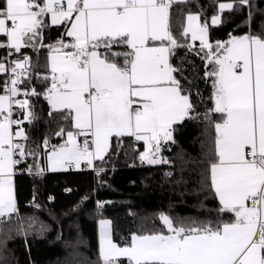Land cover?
I'll use <instances>...</instances> for the list:
<instances>
[{
  "label": "snow or ice",
  "instance_id": "6c2138e0",
  "mask_svg": "<svg viewBox=\"0 0 264 264\" xmlns=\"http://www.w3.org/2000/svg\"><path fill=\"white\" fill-rule=\"evenodd\" d=\"M179 2H0V34L7 38L0 48L21 53L37 42L43 47L46 17L51 25L66 27L64 36L48 46L49 75L43 77L51 81L46 98L53 111L66 112L63 118L71 121L73 129L48 154L52 170L79 168L82 162L92 165L93 160L104 158L112 137L126 135L146 145L142 161L164 162L157 158L161 144L172 140L173 125L193 110L190 96L174 75L178 69L170 62L175 49L184 46L170 24V9ZM238 2L246 5L249 0ZM233 7V3L219 4L221 12ZM198 20L189 14L181 35L190 33L192 41L199 40L205 59L214 66L205 73L213 88L214 107L209 111L220 115L214 125L216 158L210 164V187L219 200L218 210L233 218L215 226L186 227L161 213L166 232L133 233L124 246L113 241L110 221L101 220L102 264H121L122 258L128 264H264V37H232L213 45L207 38V23ZM218 21L219 16L212 18L213 24ZM29 68L27 56L0 62V73L10 76L0 95V224L9 223L18 211L12 179L15 166L35 156L20 142L28 139L24 122L34 119L29 100L17 98ZM36 94L35 89L23 91L25 97ZM14 105L22 119L12 118ZM56 135H65V130Z\"/></svg>",
  "mask_w": 264,
  "mask_h": 264
},
{
  "label": "trees",
  "instance_id": "16d2710c",
  "mask_svg": "<svg viewBox=\"0 0 264 264\" xmlns=\"http://www.w3.org/2000/svg\"><path fill=\"white\" fill-rule=\"evenodd\" d=\"M221 1H233L234 7L222 12L221 22L215 26L211 19L219 13ZM189 13H197L201 25L207 23L213 45L232 37H264V0H249L246 5L238 0H182L172 5L171 31L184 46L175 49L170 61L178 69L174 75L183 93L190 96L193 110L190 117L173 125L172 140L161 144L162 161L168 158L170 164L142 161L143 143L126 135L112 137L104 158L95 161V166L103 169L100 175L90 169L47 172V152L59 147L66 132L73 130L71 121L63 118L67 113L51 108L46 98L51 81L43 78L49 75L48 46L64 36L66 27L46 20L44 46L37 42L15 52V59L27 56L31 61L20 88L37 93L26 97L34 119L24 122L28 139L20 142L35 156L29 155L15 166L18 211L16 218L0 224V264H102L98 253L101 220L110 221L113 241L124 246L133 233L165 230L161 213L186 227L215 226L233 218L218 210L219 200L210 187V164L216 158L214 125L220 115L209 111L214 107L213 88L205 73L214 66L208 64L200 43L181 35ZM189 44L194 49L190 50ZM4 54L0 48V62ZM7 79V74L0 73V90ZM62 128L65 135L57 136ZM38 167L44 171L38 173ZM102 201L105 204L100 207ZM121 264H128L127 259L122 258Z\"/></svg>",
  "mask_w": 264,
  "mask_h": 264
},
{
  "label": "crops",
  "instance_id": "0c3cea01",
  "mask_svg": "<svg viewBox=\"0 0 264 264\" xmlns=\"http://www.w3.org/2000/svg\"><path fill=\"white\" fill-rule=\"evenodd\" d=\"M65 2H66V0H65ZM221 3H233V1H221L219 4H221ZM233 5H234V3H233ZM218 9H219V5H218ZM228 10H231V9H225L224 11H228ZM223 11V12H224ZM221 11L219 10V13L218 14H216V15H213V17H215V16H219V21L217 22V23H215V24H213L212 23V19H211V24L212 25H218V24H220V22H221ZM189 14H192V15H197L198 17H199V15L197 14V13H189ZM188 14V15H189ZM188 15L187 16H185L186 17V20H185V27L187 26V17H188ZM212 17V18H213ZM47 21H49L50 22V17H46L45 18ZM198 23L199 24H201L200 23V17H199V20H198ZM189 35V37H190V40H191V34L189 33L188 34ZM208 40H209V33H208ZM191 42L192 43H200V41L199 40H196V41H192L191 40ZM114 51H120V52H122V51H126V49H124V48H116V49H114ZM122 61V60H121ZM171 62V61H170ZM0 95H3V93H0ZM51 106V105H50ZM52 108V107H51ZM178 123V122H177ZM176 124V123H175ZM17 129L16 128H14L13 127V131H16ZM171 131H172V129H171ZM132 137V136H131ZM134 140L133 141H135L136 143H143V146H144V151H143V153L145 152V150H146V145L144 144V142L143 141H137L134 137H132ZM66 139H67V137H66ZM65 139V140H66ZM65 142V141H64ZM63 142V143H64ZM111 142V141H110ZM62 143V144H63ZM61 144V145H62ZM58 148V147H57ZM51 152V150L49 151V153ZM160 152H161V150H160ZM48 152H47V155H46V160H45V170L47 171V172H56V171H66V170H69V167H66V168H57L56 170H52V168L50 167V165H49V161H48V154H49ZM142 153V154H143ZM106 154V153H105ZM104 154V155H105ZM158 159H162V157H161V155H160V153L158 154V157H157ZM97 159H95V160H93V163H92V165H88L86 162H82L81 163V165H80V167L79 168H77V167H72V169H75V170H80V169H82V168H89L90 169V167L91 166H93V164H95V161H96ZM162 161V160H161ZM147 162V161H146ZM148 163V162H147ZM149 164V163H148ZM157 164H159V163H157ZM151 165H155V164H151ZM14 172H15V169H14ZM15 176H16V173H14L13 174V177H12V179H13V189H14V194H15V198H16V186H15ZM17 203V202H16ZM17 217V213L12 217V218H16ZM110 230H111V235H112V228H111V224H110ZM165 232H166V229L164 230ZM99 242H100V238H101V225H100V223H99Z\"/></svg>",
  "mask_w": 264,
  "mask_h": 264
},
{
  "label": "built area",
  "instance_id": "2783aa9c",
  "mask_svg": "<svg viewBox=\"0 0 264 264\" xmlns=\"http://www.w3.org/2000/svg\"><path fill=\"white\" fill-rule=\"evenodd\" d=\"M6 40H7V38H6V36H4L3 34H0V43H6ZM3 50H5V54H4V56L1 58V61L2 62H5V63H9V62H11L12 60H17V59H15V57H14V55H15V52L13 51V50H10V49H8V48H3ZM11 53V54H10ZM30 66H31V61H30ZM7 77H8V79H7V81L10 79V76L7 74ZM24 79V78H23ZM22 84V83H21ZM20 84V85H21ZM25 89L24 88H21V94L17 97L18 99H21V100H23V99H25L26 97L23 95V91H24ZM0 93H3L4 94V88L3 89H1L0 90ZM14 107V112H13V119H19V116H20V114L22 113L21 112V110L18 108V106H13ZM14 128H16L15 126H13ZM79 139V141H80V143H83V141H84V137L83 136H81V137H79L78 138ZM90 139V138H89ZM18 158V157H17ZM137 160H140V158L138 157L137 158ZM164 163L165 164H170V160L168 159V158H165L164 159ZM72 167H74V165L72 166ZM72 167H69V168H72ZM83 169H89V168H82V169H80V170H83ZM90 170H92L96 175H100L102 172H103V169H99V168H97L96 166H95V164H93V166H91L90 167ZM15 172H16V169H15ZM66 193H67V191H65ZM50 200H53V198L52 197H50ZM105 204V202L104 201H102V202H100V205H104Z\"/></svg>",
  "mask_w": 264,
  "mask_h": 264
},
{
  "label": "rangeland",
  "instance_id": "374dc122",
  "mask_svg": "<svg viewBox=\"0 0 264 264\" xmlns=\"http://www.w3.org/2000/svg\"><path fill=\"white\" fill-rule=\"evenodd\" d=\"M162 160V159H161ZM99 256H100V242H99V250H98ZM101 259V258H100ZM102 263V261H101Z\"/></svg>",
  "mask_w": 264,
  "mask_h": 264
}]
</instances>
